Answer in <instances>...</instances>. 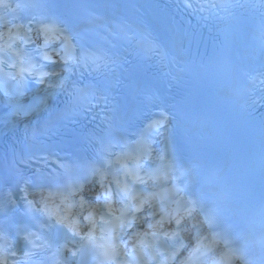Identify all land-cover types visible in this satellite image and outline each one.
I'll return each mask as SVG.
<instances>
[{"label":"snow or ice","instance_id":"snow-or-ice-1","mask_svg":"<svg viewBox=\"0 0 264 264\" xmlns=\"http://www.w3.org/2000/svg\"><path fill=\"white\" fill-rule=\"evenodd\" d=\"M19 6V5H18ZM193 5L190 2V0H186V7L191 8ZM39 32L44 36V46H48V40H49V34H56L58 38H60V49L56 53L57 56L60 57L61 62L64 64V72L67 74H71L74 72L75 67L80 64V57L76 54L77 53V46L73 43L75 40V36L71 34L70 29L67 27H61L55 22L51 24H44L41 23V27L39 29ZM2 35V34H0ZM31 42V41H28ZM43 60L48 61L51 63H55V61L52 60V57L48 55L47 52L43 53ZM11 67H15V65H11ZM36 65H29L28 68H21L20 73L18 75H23L24 73H28L29 75H33L35 73V79L38 83L43 84L45 82L44 77L46 76H56L59 78V73H45L42 71L43 65L40 66L41 71L36 72ZM16 77H13L15 79ZM67 78V77H65ZM62 84L63 81H60ZM20 108H17V112H19ZM167 120V114L164 112H161V118L157 120L151 121L149 124L150 129H160L162 127H165V121ZM128 159L133 160L134 166L132 168H129L126 164L123 165V176L124 179L121 180L119 177L114 178L115 182V195L121 197L122 199L128 201L125 208L121 209V217L115 218L117 220V223L114 226H111V218H113V209L111 207L110 198L113 193V189L107 187L104 184V179L107 176V173L101 169H93L92 175L93 176H99L100 177V186L104 191L97 195V200L100 199L104 200V204L102 207L106 210L104 213L101 214V221H104V216L107 215L110 220L108 223L110 224V227L105 229L101 228L100 231L102 233V236L100 237L101 240L104 241V243L100 244L98 247H100L103 250V255L111 262V264H131V261H122L120 257L124 255L120 248L122 243L121 238V232H123L126 228H130L132 226V222L137 219V213L145 210V205H150L152 201V197L144 196L140 191H138L135 187L137 184H145V180L140 175L142 169V165L139 163V160L135 157H128ZM117 163H120L119 159L117 160ZM147 174V173H145ZM131 181V183H129ZM25 183H28L26 181ZM28 203H31L30 201ZM86 202L82 199L80 201V206L83 207ZM193 205L195 202H192ZM186 216L185 217H177L172 220V218L169 219V222H174L177 226V231H173L168 238L173 241V244L171 245L172 251L169 253V256H171L173 259L179 254L177 250V243L180 242L181 237L179 233V229L182 227L183 222L185 219H192V209L186 208L184 209ZM179 212V208L177 209V213ZM149 215L155 216L156 213L154 211L149 212ZM86 221H89L91 224L95 225L96 221L93 217L92 211L89 212V215L84 217ZM164 218L161 217V221ZM161 221H157V224L161 223ZM62 223V221H60ZM207 222L209 226L212 225V221L210 218L205 217V221H202L201 223ZM66 227H71V225H66ZM149 227H154V225H149ZM195 227V225H193ZM94 229L90 230L88 239L92 240L94 239L93 236ZM155 235V233H153ZM165 235H168L165 233ZM202 237L197 236L195 239L198 241ZM27 239V238H26ZM30 242V241H29ZM31 243V242H30ZM36 245H33L35 247ZM136 250V245L133 244V251ZM6 251V249H4ZM198 251V249H197ZM12 255H15V253H12ZM25 255H29V253H25ZM233 257L235 256V253L233 252ZM241 261H244V257L241 255L239 257ZM0 264H7V256L4 255L0 257ZM216 264H219V262H216ZM225 264H232L231 258L228 261H225ZM244 264H246V261H244Z\"/></svg>","mask_w":264,"mask_h":264}]
</instances>
